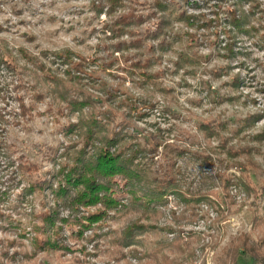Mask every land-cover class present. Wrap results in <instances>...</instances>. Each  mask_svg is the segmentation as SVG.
<instances>
[{"label":"rangeland","instance_id":"1","mask_svg":"<svg viewBox=\"0 0 264 264\" xmlns=\"http://www.w3.org/2000/svg\"><path fill=\"white\" fill-rule=\"evenodd\" d=\"M113 1L0 0V39H6L15 49L23 47L36 55L44 51L76 53L91 63L89 70L97 69L95 62L102 65L106 58L113 59V67L107 70L108 73H102V77L113 84L111 76L120 82L126 78L125 87L131 93L151 100L155 106V110H149L148 119L137 124L134 121L140 133L136 134L132 128H123L125 122L121 114L116 122V131L124 129V135H128L126 140L133 139V144L138 141L144 146L147 139H152L154 131L169 130L171 135L158 154L153 158L147 156L149 169L155 173L150 179L172 172L180 181L176 192L188 200L198 199L200 194L209 195L211 202L198 206L192 204L188 208L178 193L170 191L165 197L166 203L158 207L159 219L155 221L158 230L143 233L140 236L142 246L125 249L121 259L111 258L107 250L111 235L123 222V218L114 219V212H108L111 222L95 225L100 238L108 235L106 239L96 238L84 245L72 238V230L66 226L64 239L70 251L65 253L64 259L76 256L84 264H264V199L261 197L264 186V50L255 46L257 38H252L259 37L260 33L243 36L234 33L236 37L231 41H234L233 48L238 54L228 61L222 50L228 43L226 37L220 34L217 40L215 31L203 29L202 25L204 21L227 23L226 11L234 9L237 0H186L187 3L175 0L179 11L187 18L192 17L189 23L185 21L175 26L187 34V38L193 36L195 45L198 44L197 48L185 52L195 62L180 68L177 64L180 50L163 51L164 56L152 66L157 78L140 89L141 86L133 84L131 78V74L135 77L139 70L126 65L121 52L108 50L118 43L109 27L119 23L121 15L126 13L115 7ZM125 1L130 4L131 0ZM147 3L151 4L148 0L135 8V14L143 19L149 14ZM242 9L258 26L257 19L264 16V0L244 3ZM144 21L137 26L135 38L146 33L147 29L155 28L154 20ZM123 39L128 40L130 36ZM201 41L204 42L200 44ZM137 53L141 52L137 49L130 51L133 56ZM20 65L23 67L24 61ZM10 75L6 68L0 66V110L10 111L17 106L12 95H16L17 91H13L18 83L12 81ZM233 76L240 79L234 86L230 78ZM26 99L29 101L28 97ZM57 107L53 98H46L38 105L32 121L25 120L7 128V139L15 152L14 159L19 162L22 158L25 163L38 165L40 174L49 172L50 177L53 171L59 170V165L55 167L46 159L52 149L60 148L58 154L67 151V157H71L85 144L82 126L80 131L63 133L65 127L69 129L70 125L79 124V113L68 116L62 110L63 114H60ZM165 111L169 115L163 113ZM207 121L221 122L227 126L226 132L207 140L198 129L199 124ZM256 135L260 137L258 140L253 139ZM89 151L94 153L93 148ZM1 165L0 188L4 190L9 175L3 170L4 161ZM114 183L113 200L119 206L127 205L130 200L127 182L117 178ZM247 183L253 189L249 190ZM21 187L13 190L12 200L1 204L4 212L13 219H17V215L11 213L10 205ZM33 197V206L25 205L28 214L40 215L55 206L50 197L46 199L38 194ZM99 207H81L77 214L61 208L60 217H87L91 212L96 213ZM92 234L93 230L87 236ZM17 238L1 230L0 249L4 245L8 247L10 239ZM27 238L21 241L24 248L9 249L10 255L20 251L15 263L4 259L3 264H26L24 253L33 251L35 235L30 234ZM177 240L184 245L190 243L186 251H189L188 256L176 257L173 252L164 250V243ZM97 246L101 252H97ZM136 249L140 253H132ZM153 253L161 255L160 258L152 259ZM30 261V264L60 263L57 257L44 252H38Z\"/></svg>","mask_w":264,"mask_h":264},{"label":"trees","instance_id":"2","mask_svg":"<svg viewBox=\"0 0 264 264\" xmlns=\"http://www.w3.org/2000/svg\"><path fill=\"white\" fill-rule=\"evenodd\" d=\"M147 1L131 0L130 4H127L125 0H114V6L120 7L126 13L121 15L119 23H114L109 27L112 35L118 39V43L114 48L108 50L113 51L112 53L121 52L125 64L139 70V74L134 77L135 74L132 73L131 78L133 84L141 86L140 89L146 86L149 81L152 83L157 78V74L152 71V66L164 56L162 55L163 51L180 50L177 64L181 68L185 67L186 63L193 64L195 62V59L189 57L185 52L198 47V44L195 45L196 41L193 36L190 35L187 38V34L179 31L175 26L176 23L185 21L189 23L192 18H187L183 12L179 11L175 0H149L151 2V4L147 3L149 14L146 15V19H143L141 15L135 14V8L138 5L143 6ZM219 1L224 2L225 0ZM251 1L237 0L235 8L226 11L227 23L220 20L214 23L204 21L205 23L202 25L203 29H213L217 40L220 34L226 37L228 43L222 50L223 57L228 61L234 59L238 54L233 48L234 41H231L236 37L234 33L240 36L260 33L259 37H250L257 38L255 46L264 50V34H261V31L264 30V16L257 19L259 23L257 26L252 23L253 19L242 9L244 3ZM184 2L187 3L186 0ZM144 20H148V22L154 20L155 28H149L146 33H140L139 37L135 38L137 26L145 22ZM126 35H129L130 39H123ZM30 40H33V37ZM204 41H201L200 44ZM136 49L141 53L131 55L130 51ZM149 52L151 53L149 54ZM201 57L202 55L197 60ZM21 61H24L23 67L20 65ZM112 61L113 59L106 58L102 65L95 62L94 65L97 66V69L89 70L91 63L76 53L44 51L36 55L23 47L15 49L6 39H0V66L6 68L11 74L12 81L16 80L18 83L14 86L15 90L13 91H17L16 95H12L17 106L10 111L0 110V168L4 161L3 170L9 175L5 181L7 183L5 189L0 188V231L9 232L18 238L7 241L8 247L3 244L4 246L0 249V264L4 263V259L15 263L20 251H15L10 255L9 249L17 246L24 248V243L21 241L28 239L30 234L35 235L32 240L34 249L31 252H23L26 264H30V260L38 252L57 257L60 261L58 264H84L85 262L83 263L76 256L72 259H64L65 253L70 251L65 245V227L71 228L74 240H80L85 245L87 241L100 238L95 225L99 224L100 226L111 222L112 219L108 214L110 211L115 213L114 219L123 218L122 226L113 232L107 247L109 256L113 259L123 258L125 249L142 246L143 241L140 236L143 233H148L149 230H154V232L158 230L155 224L160 214L158 207L166 203L165 197L170 191L176 192L180 181H178L177 175L172 172L159 174L155 180L150 179L151 175L155 173L149 169L146 160L148 155L153 158L158 154L159 149L171 134L169 130L165 131L159 128L158 132L154 131L151 134L152 139L146 138V143L142 146L138 144V141L133 144V139L126 140L128 135H124L122 131L124 129L116 131V122L121 114L125 122L123 128H132L137 132L136 134L140 133L135 127L134 121L137 124V122L148 119L149 110H155V106L151 100L139 98L131 93L125 87L126 78H122V82H120L111 76L110 80L116 83L115 86V83H109L102 77V73H108L107 70H111L113 67ZM230 78L233 86L240 80L237 76ZM26 97L29 98V101ZM46 98H53L56 101L57 111H61L60 114H63L62 110L67 112L68 116L78 112L79 124L70 125L69 129L65 127L63 133L73 130L80 131L82 126L85 137L84 146L71 157H67V151L58 154L60 148L50 151L46 159L55 167L59 165V170L53 171L51 177L49 172L40 174L38 165L25 163L22 158L19 159V162L14 159L15 152L7 139V128L25 120L32 121L37 114L38 105ZM151 106L152 108H149ZM163 113L169 115L167 111ZM198 129L207 140H211L219 137L222 132L225 133L227 126L221 122L207 121L199 124ZM259 138V135L253 137L257 140ZM90 148L94 149L93 154H90ZM36 176L38 179H35ZM1 178L4 177L1 176ZM117 178H122L127 182L130 200L125 206H119L113 200L112 188L115 186L114 182ZM24 182L25 186L21 187ZM20 187V193L14 201H11L13 205H10L12 206L10 207L11 213L17 215V219H13L11 215L5 213L6 211L4 212L1 204L12 200L13 190ZM246 187L249 190L253 189L249 183ZM37 194L46 199L50 197L55 206L46 209L47 206L44 205L46 211L40 215L28 214L25 205L33 206V196ZM178 195L181 196L184 205L188 208L192 204L198 206L211 202L209 195L200 194L195 200H188L179 193ZM261 197L264 199V186ZM131 200L132 202H130ZM16 201L17 204L14 203ZM81 207L85 209L99 208L96 213L91 212L87 217L79 219L60 217L62 209L77 214ZM91 228L93 234L87 236L89 232H92ZM162 231L164 230L162 229ZM171 232L173 233V230ZM107 237L108 235H105L100 239ZM189 245L190 243L184 245L180 240H177L175 243H164L163 248L173 252L176 257H181L182 255L188 256L189 251L187 253L186 251ZM96 249L97 252H101L99 246ZM132 253L140 252L136 249ZM161 254L165 255L163 249ZM160 256L153 253L152 259L160 258Z\"/></svg>","mask_w":264,"mask_h":264},{"label":"built area","instance_id":"3","mask_svg":"<svg viewBox=\"0 0 264 264\" xmlns=\"http://www.w3.org/2000/svg\"><path fill=\"white\" fill-rule=\"evenodd\" d=\"M91 233H92V232H89L88 234H91ZM88 234H87V235H88Z\"/></svg>","mask_w":264,"mask_h":264}]
</instances>
